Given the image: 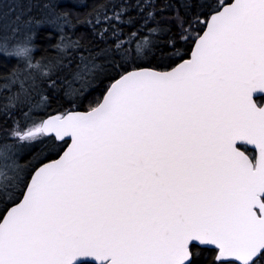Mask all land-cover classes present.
I'll return each mask as SVG.
<instances>
[{
	"label": "snow or ice",
	"instance_id": "6c2138e0",
	"mask_svg": "<svg viewBox=\"0 0 264 264\" xmlns=\"http://www.w3.org/2000/svg\"><path fill=\"white\" fill-rule=\"evenodd\" d=\"M206 8L187 62L125 71L89 112L14 130L71 146L0 217V264H192L201 245L215 246L217 264H264V0ZM154 31L118 39L121 61L135 63L133 43L150 50ZM31 51L25 42L12 55L31 69ZM10 152L0 146L4 193L18 168Z\"/></svg>",
	"mask_w": 264,
	"mask_h": 264
},
{
	"label": "trees",
	"instance_id": "16d2710c",
	"mask_svg": "<svg viewBox=\"0 0 264 264\" xmlns=\"http://www.w3.org/2000/svg\"><path fill=\"white\" fill-rule=\"evenodd\" d=\"M7 1L11 5L5 3L7 5L5 14L9 15L15 11L16 15L18 6L20 11L18 20L23 26L28 27L22 40L15 43L29 44L32 49L31 63L38 67L27 69L26 60L0 51V84L9 82L7 89L0 88V146L5 144L19 146L14 145L18 137L13 135L18 127L19 130H24L26 127L37 125L49 115L92 109L99 104L110 83L125 71L142 67L169 70L188 58L197 34H202L205 29V21L208 19L206 5L209 2V0ZM224 2L225 0H220V3ZM115 13H119L121 19L111 23L110 20ZM105 17L109 19L106 20ZM65 19L67 23H63ZM181 22L183 29L180 27ZM151 29H155L151 33L154 41L151 49L142 50L137 55L133 43L129 55L135 58V63L122 62L121 56L124 55V51L117 49V40L126 44L132 33L144 35ZM181 32L186 38H179ZM0 40L3 41L1 38ZM86 64L91 68L90 73L84 70ZM13 73L16 74L15 77ZM12 79H16L17 82L10 83ZM19 81L25 82L26 91H21ZM17 94H19L17 98L10 103L9 98ZM42 140L39 144L20 146L30 147L25 152L26 156L20 160L25 168L30 167L32 170L29 178L40 163L57 158L67 144L58 143L51 137H44ZM57 146H60V149L55 151ZM246 153L249 156L254 155L251 150ZM13 189L9 188L7 193L3 191L2 193L9 197L13 194ZM24 190L25 186L22 192ZM21 196L22 194L15 202L19 201ZM194 253L192 264H217L214 250L196 247Z\"/></svg>",
	"mask_w": 264,
	"mask_h": 264
},
{
	"label": "rangeland",
	"instance_id": "374dc122",
	"mask_svg": "<svg viewBox=\"0 0 264 264\" xmlns=\"http://www.w3.org/2000/svg\"><path fill=\"white\" fill-rule=\"evenodd\" d=\"M5 3L11 5V3H9L7 0H0V38L5 42L4 43L3 41L0 40V51L6 53L7 55H12L14 48L20 45V43H15V42L22 40V38L26 35L25 31L28 27L23 26L22 22L18 20L20 14L18 6H16V12H17L16 15H15V11H12L11 13H9V15L5 14V11L7 10V5ZM13 16L15 17V20H13ZM97 77H101V76H97ZM39 124L40 122L37 123V125ZM44 137L38 138L34 142L22 141L18 138L15 141L14 145H19V146L9 145L11 147L10 155L13 157V159H15L18 168L15 171L11 169L8 170V175L10 177H13V179H10L8 181V184L15 186L14 189L12 190L13 194H11L9 197H6L4 193H2V190H0V217L3 214V211L8 204L10 205L11 203L12 204L16 203L15 201L18 199V197H20L22 189L28 182V178L32 170L29 169L30 167L25 168L20 163V160L26 156L25 155L26 150L30 148L27 146L30 143L32 145L42 143L43 141L42 139ZM23 144L27 146L20 147ZM57 149L59 150L60 146H57L55 151H58ZM10 189H12V187H10Z\"/></svg>",
	"mask_w": 264,
	"mask_h": 264
},
{
	"label": "water",
	"instance_id": "95a60500",
	"mask_svg": "<svg viewBox=\"0 0 264 264\" xmlns=\"http://www.w3.org/2000/svg\"><path fill=\"white\" fill-rule=\"evenodd\" d=\"M204 30H205V29H204ZM202 34H203V32H202ZM195 41H196V40H195ZM194 48H195V42H194V45H193V47H192V50H191V53H190L189 57L186 58V59H183L181 62H179L177 65H175L173 68H171V69H169V70H162V71H161V70L152 69V68H147V67H142V68H138V69L154 70V71H161V72L171 71V70H173L175 67H177L179 64H181V63H183V62H187L188 60H190ZM130 71H131V70H130ZM118 79H119V78H117L116 80H118ZM116 80H114V81L110 84V86L108 87L107 91H106L105 94L103 95V97H102L100 103L103 101V99L105 98V96H106L108 90L110 89V87L112 86V84H113ZM257 95H260V94H257ZM254 99H256V96H254ZM91 110H92V109H91ZM89 111H90V110H88V111H71V112L66 113L65 115H68V114H77V113H87V112H89ZM65 115H63V116H65ZM56 116H60V115H56V114H54V115H49V116H47L46 118H44L43 120H47V119H49V118H55ZM46 137H53V138H54V134L51 135V136H46ZM54 139H55L57 142L68 141V144H67V146L63 149V151L60 153V155H59L57 158H55V159H53V160H51V161H46V162L42 163L41 165H39L38 167L59 160L60 158H62V156L64 155V153L67 151V149L71 146V139H70L69 137H65V140H63V141L59 140L58 138H54ZM248 148H249V149H252V146H248ZM255 153L258 154V150H256ZM38 167H37V168H38ZM37 168H36V169H37ZM36 169H35V170H36ZM35 170H34V172H35ZM34 172H33L32 175L30 176V179H29L28 183H30V181H31V179H32V177H33V175H34ZM28 183H27V184H28ZM25 190H26V189H25ZM22 199H23V196H21L20 200H22ZM20 200H19V201H20ZM19 201H18V202H19ZM18 202H16V203H18ZM12 206H14V204L11 205L10 207H12ZM10 207H9V208H10ZM4 215H6V212L3 214V216H4ZM3 216H2V217H3ZM199 247H201V248H207V249H215V246H203V245H201V246H199ZM215 250H216V249H215ZM215 260H216V262H217V260H218L217 255H216V257H215Z\"/></svg>",
	"mask_w": 264,
	"mask_h": 264
},
{
	"label": "flooded vegetation",
	"instance_id": "af4514ba",
	"mask_svg": "<svg viewBox=\"0 0 264 264\" xmlns=\"http://www.w3.org/2000/svg\"><path fill=\"white\" fill-rule=\"evenodd\" d=\"M254 155H255V153H254ZM199 247V246H198ZM201 248V247H200ZM207 249V248H206ZM211 250H213V249H211ZM214 252H215V257H216V250H214Z\"/></svg>",
	"mask_w": 264,
	"mask_h": 264
}]
</instances>
